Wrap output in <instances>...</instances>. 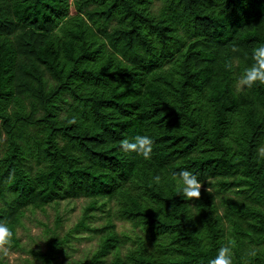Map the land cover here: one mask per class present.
Masks as SVG:
<instances>
[{
	"label": "trees",
	"instance_id": "1",
	"mask_svg": "<svg viewBox=\"0 0 264 264\" xmlns=\"http://www.w3.org/2000/svg\"><path fill=\"white\" fill-rule=\"evenodd\" d=\"M260 45L264 0H0L9 245L28 210L85 196L74 228L115 204L76 264H207L229 241L233 264H264V84L236 89ZM145 134L150 158L121 149ZM182 168L199 198H183ZM111 213L141 233L119 234ZM66 240L31 252L53 264Z\"/></svg>",
	"mask_w": 264,
	"mask_h": 264
},
{
	"label": "rangeland",
	"instance_id": "2",
	"mask_svg": "<svg viewBox=\"0 0 264 264\" xmlns=\"http://www.w3.org/2000/svg\"><path fill=\"white\" fill-rule=\"evenodd\" d=\"M158 3L159 1H156V5ZM89 201V198L79 196L48 205L43 209L28 210L21 224L17 226L20 244L7 245V255L0 252V264H47L35 256L31 249H44L46 238L55 232L61 237L66 236L67 240L62 251L54 258L53 264H76L89 258L99 245L103 233L99 228L108 224V210L115 204L109 202L104 207L88 210L89 216L85 219L88 226L74 228L84 215ZM110 215L119 234L128 233L134 236L135 233H141L130 221L120 219L114 213ZM129 247H133V243L127 240L120 253H126ZM111 257L112 254H109L108 258Z\"/></svg>",
	"mask_w": 264,
	"mask_h": 264
},
{
	"label": "clouds",
	"instance_id": "3",
	"mask_svg": "<svg viewBox=\"0 0 264 264\" xmlns=\"http://www.w3.org/2000/svg\"><path fill=\"white\" fill-rule=\"evenodd\" d=\"M252 61L249 66L245 67L238 78L236 89L239 91L242 87L251 88L258 83L264 84V45L255 47L252 50ZM154 140L150 135H137L134 140H125L120 147L125 152H135L142 155L145 159L150 158L153 151ZM260 156L264 157V149L260 150ZM177 176L178 183H180V191L183 198L191 200V198H199L201 196L202 183L198 179L197 174L189 169H180L173 174ZM155 180L160 181V177L156 176ZM195 210H189V215H195ZM13 237V232L7 223L0 222V252L7 255V245L10 244ZM207 264H233V251L231 241L226 244H221L217 250L216 255L209 259Z\"/></svg>",
	"mask_w": 264,
	"mask_h": 264
}]
</instances>
